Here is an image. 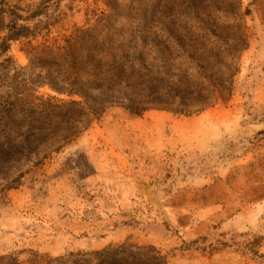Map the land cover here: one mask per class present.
Returning a JSON list of instances; mask_svg holds the SVG:
<instances>
[{"label":"rangeland","instance_id":"obj_1","mask_svg":"<svg viewBox=\"0 0 264 264\" xmlns=\"http://www.w3.org/2000/svg\"><path fill=\"white\" fill-rule=\"evenodd\" d=\"M0 264H264V0H0Z\"/></svg>","mask_w":264,"mask_h":264},{"label":"trees","instance_id":"obj_2","mask_svg":"<svg viewBox=\"0 0 264 264\" xmlns=\"http://www.w3.org/2000/svg\"><path fill=\"white\" fill-rule=\"evenodd\" d=\"M262 238H258V239H254V240H251L247 243L249 249L248 250H253V247L257 246L258 245V242L261 241Z\"/></svg>","mask_w":264,"mask_h":264}]
</instances>
